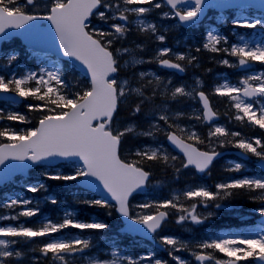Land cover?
I'll return each instance as SVG.
<instances>
[{
    "label": "rangeland",
    "instance_id": "rangeland-1",
    "mask_svg": "<svg viewBox=\"0 0 264 264\" xmlns=\"http://www.w3.org/2000/svg\"><path fill=\"white\" fill-rule=\"evenodd\" d=\"M7 4V9L15 10L16 6L14 4H18L17 0H5ZM15 1V2H13ZM63 0H56V2H62ZM126 3L124 5L120 4L115 7L113 11L110 12V16H114L118 10H122V15L127 14L133 17L134 25L141 24V11L143 9L149 8H156V7H163L162 12L158 14V21L152 23L148 26L149 33L151 37L155 40L156 38H164V31L170 27H177L179 25L178 20H169V18L175 17V13L164 6V2L162 0H144L149 2L148 5H135L130 4V2H134L135 0H122ZM12 4V5H11ZM146 7V8H143ZM42 11L49 12L48 6L42 7ZM194 10L193 6L185 7V11L192 12ZM244 14H247L245 12ZM109 16V17H110ZM219 21H225L226 15L217 14L216 17ZM107 20L106 18H104ZM165 19V20H164ZM247 23L252 25H256L258 29L248 35L240 36L239 41L237 43L238 46L242 47V50H249L252 53L256 54V57L262 58L264 56V32L261 29L264 27V19H260L258 22L255 20H249ZM134 25L128 24L125 25L122 22H117L116 26L113 29H104L103 32L105 33L102 35L106 37L108 43L116 42L114 41L116 38L113 36L114 33H122L127 35V33L133 28ZM222 35H216L215 31L210 32V40L213 47L217 45L222 40ZM129 41H132L129 43ZM134 42L138 43L135 44ZM141 42L139 39L135 38L133 40H129L126 36H122L118 42V46L120 47L119 53L123 55L121 57V65L122 68L126 71H130V75H122L119 77V85L121 92L126 99H130L131 97L141 99L142 102L146 101L141 94V87L148 86L151 94H152V101L155 100V97L158 96L156 103L154 101V105L151 109L147 110L146 112H137V116L132 119L123 120V117L117 118L116 126L120 128L121 131H130L131 134L135 137H139V143L134 146L131 151L137 153H149L151 155H161L163 159H167L171 161L173 165H177L176 162L178 161V157L176 154L171 152V149L166 141V135L169 131V124L168 120L171 119L175 125L179 127V129H183L187 131L190 135H195V138L201 135L202 130H200V122H205L203 117V112L201 109V105L199 103L197 94L198 91L205 86V81L200 78L199 74L194 73L189 81L186 84L179 83L181 81H177L176 77L173 74H163V76L157 72L155 69L147 66L145 68H137L134 72L133 69L136 63L145 62L147 65H150V61L154 59H143V57H148L150 55V47L143 46L139 44ZM160 46L162 49H166L167 45L164 42L160 41ZM137 49H144L146 52L144 55L139 54H132L133 51ZM158 52H155V56H157ZM5 58L7 57L8 60H13L14 58L17 59L19 55L16 53L15 50H12V53L6 52L4 55ZM6 58V59H7ZM36 59L39 63L38 66H30L29 64H19L15 69H13L9 61V65L3 67L2 69L9 75L11 78H15L20 82L24 81H35L37 84H49L55 77H57V72L55 71L56 65L54 62H50L54 59L44 60V57L36 56ZM16 61V60H15ZM260 65H264V62H260ZM5 74V73H4ZM2 76L0 75V78ZM243 79V78H242ZM245 80L253 84H259L264 86V69H253L247 71L245 75ZM226 90L232 92L234 96L238 97V102L242 103L244 106H252L251 103L247 102L244 98L239 96L238 85L232 81L225 80L220 84ZM84 86V85H83ZM50 87H53L50 83ZM168 94V98H165V94ZM175 94L178 99H181L183 96L184 103L178 102L177 107L170 102L169 97L173 98L171 94ZM141 97V98H140ZM70 101V99H69ZM216 102V101H215ZM71 103V101H70ZM262 104L264 105V99L262 100ZM135 107H138V103L135 104ZM8 108L5 111H7ZM136 111V110H135ZM133 113V112H132ZM15 117V116H14ZM211 128L214 129L215 126H219L218 124H213ZM17 126V125H16ZM16 126L14 128H16ZM19 128V127H18ZM198 142H201L198 139ZM70 167L66 169L64 166L61 167H48V169H41L34 171L35 178L37 179L35 182L36 184L33 186L43 185L44 181L42 180L45 175H51V177L61 176L64 171L73 173L74 171H78L80 166L77 164H69L66 165ZM178 166V165H177ZM233 168V166H231ZM237 171H241L239 176H234L228 182V186L238 184V183H255L262 188L261 194H264V178L263 177H255L251 174H247L250 172L249 168H238L234 166ZM72 169V170H71ZM234 169V168H233ZM194 176L191 172H189L190 179ZM180 179L184 181L183 183L180 182ZM21 185V184H19ZM23 185V183H22ZM152 188L160 192V194H169L172 200H175V203H180L188 199V193L192 194L194 189L193 183L191 180H185L181 176L173 177L169 180H157L154 181L152 184ZM192 189V190H191ZM42 199L41 196H37L36 199H32L31 197L25 195L24 193H17L10 195L9 201L6 204L4 209L0 210V224L3 221L11 222H19V220L23 216L29 215L31 213V209L34 205H37L38 201ZM226 205V206H225ZM64 209L65 215H71V210L68 207L62 206ZM229 209L228 213L233 214L234 209L227 204L222 203L218 207H208L207 209L203 206L200 208H195L192 210V219L194 222L198 223L205 216L213 215L218 216L221 213H225V210ZM252 209V208H251ZM199 210V211H197ZM253 210V209H252ZM251 210V211H252ZM139 211L144 213L146 217L150 216L149 213L144 207L140 208ZM250 211V210H249ZM256 211V210H253ZM235 214H245L244 211L239 210ZM44 225L45 229H49L51 227L52 221L45 217L44 222H39ZM23 224V223H21ZM0 227V255L7 254L13 251L10 248L11 244L10 240L6 239V235L2 232H9L13 228L3 229ZM17 229V228H16ZM16 229H13L16 231ZM24 229V228H23ZM170 233L171 226H167ZM45 230V232H50ZM182 230L184 233H192L193 226L192 225H185L183 226ZM198 233V232H193ZM26 235V234H25ZM264 235V227L260 226H252L249 228H243L238 230H223L222 231V240L227 243L228 247L231 248L233 251L236 249H242L241 241H248L257 245L258 247H263L261 243V236ZM37 237L35 234L30 233L26 235V240H22L25 243L35 240ZM20 241V239H19ZM180 243H186L185 241H180ZM35 243L32 242V245ZM15 246V245H14ZM31 249V248H30ZM191 253V254H190ZM189 253V258L192 257L195 259L196 248H191ZM19 256V255H18ZM18 256H11V254H7V257H11L13 259L12 264H21L18 261ZM224 261H231L233 258L231 256H225ZM186 261L188 259H185ZM133 263L138 264L137 261ZM28 264V263H22ZM103 264H121L118 259L112 260L111 263L103 262ZM230 264V263H229Z\"/></svg>",
    "mask_w": 264,
    "mask_h": 264
},
{
    "label": "water",
    "instance_id": "water-1",
    "mask_svg": "<svg viewBox=\"0 0 264 264\" xmlns=\"http://www.w3.org/2000/svg\"><path fill=\"white\" fill-rule=\"evenodd\" d=\"M181 1L183 0H177L176 2L179 3ZM199 1L207 4L210 0ZM218 1L222 3L229 0ZM255 1L260 2L264 6V0ZM91 7L90 0H70L64 7L55 9L50 17L52 22H49L47 26L40 25V21L43 18H31L23 15H20L21 18H19L18 16H9L4 12H0V44L12 34H21L29 42L38 43V46L45 45L57 51L66 52L73 59L83 64L97 81L98 77L103 74L99 70L98 54L100 46L88 37L84 28V21L88 18ZM107 74L103 75L106 76ZM100 85L103 87V84L100 83ZM70 121L71 118L69 117L63 123L70 125L69 130L61 129L55 140L57 144H72L73 133L78 129L79 134L72 144L74 149L60 151L57 150L53 143L49 144L54 135V130L49 128L48 131L43 130L41 135L39 134L38 142H32V145H30L35 151L31 159L34 162H40L50 158H83L89 168L84 183L108 196L114 197L121 206H124L127 203L126 200L129 193L137 189L141 184L142 174L122 164L118 160L117 155L109 157L106 162H99L88 155H84L79 146L86 145L94 148L99 143L90 127L71 125ZM26 146H20L16 154L23 153L28 148ZM24 167L25 162L22 160L12 161L3 158L0 174H7L5 175L6 177H11L15 170Z\"/></svg>",
    "mask_w": 264,
    "mask_h": 264
},
{
    "label": "trees",
    "instance_id": "trees-1",
    "mask_svg": "<svg viewBox=\"0 0 264 264\" xmlns=\"http://www.w3.org/2000/svg\"><path fill=\"white\" fill-rule=\"evenodd\" d=\"M193 39H190V41H192ZM199 53H203L201 54L204 62H205V65H204V68H205V71H206V78L208 80V83H210V81L213 79L214 75H215V70H219L217 72H220L223 68V66H221V64H213L214 61H207L209 58H212V56H210L209 54L206 55L204 54V50L201 49L199 50ZM215 60V58H214ZM31 94H29L30 96ZM31 99L33 100V102L36 103V106L33 107L32 109H30V111L28 112V115L24 116V117H21V120L25 121L28 120V118H31L30 119V125L32 124H36L37 121L44 115V114H47L49 113V110L52 108L51 106H48V101L45 100L42 95H38L36 97L34 96H30ZM58 109V108H57ZM57 109H54V110H57ZM32 123V124H31ZM251 132V131H250ZM8 135H11V131L8 130V125H6V123L2 122L0 123V140H6L8 139ZM230 138V137H229ZM229 138L226 139L228 144L229 145H241L240 144V141L236 138H233L232 141H229ZM133 159L139 163L140 165L144 166L145 168L147 169H151L153 171H156L158 170V168H160L161 165H159L158 162L155 161V159H151V158H148V157H145V156H133ZM244 189L243 188H240L239 189V192H243ZM70 226H75L73 223H70L69 224Z\"/></svg>",
    "mask_w": 264,
    "mask_h": 264
}]
</instances>
